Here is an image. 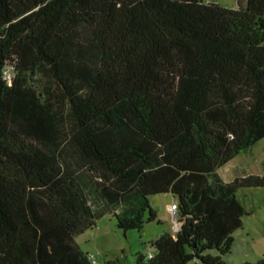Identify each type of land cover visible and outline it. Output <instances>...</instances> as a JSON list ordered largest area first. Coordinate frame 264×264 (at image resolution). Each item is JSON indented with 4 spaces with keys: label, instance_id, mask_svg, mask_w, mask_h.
<instances>
[{
    "label": "trees",
    "instance_id": "trees-1",
    "mask_svg": "<svg viewBox=\"0 0 264 264\" xmlns=\"http://www.w3.org/2000/svg\"><path fill=\"white\" fill-rule=\"evenodd\" d=\"M262 139L264 0H0V264H93L76 238L161 194L136 264H228L264 176L219 170Z\"/></svg>",
    "mask_w": 264,
    "mask_h": 264
},
{
    "label": "rangeland",
    "instance_id": "rangeland-1",
    "mask_svg": "<svg viewBox=\"0 0 264 264\" xmlns=\"http://www.w3.org/2000/svg\"><path fill=\"white\" fill-rule=\"evenodd\" d=\"M207 1L238 7V0ZM219 173L227 183L251 175L264 176V139L221 167ZM238 196L250 214L243 217V228L235 233V242L226 261L228 264H256L264 260V187L241 188ZM149 200L157 217L143 231H129L125 235L115 219L107 215L95 228L76 238L82 250L93 254L99 264H136L140 254L147 255L152 250L151 243L155 239L165 233L175 234L180 226L177 215L171 211L175 201L170 195H155Z\"/></svg>",
    "mask_w": 264,
    "mask_h": 264
},
{
    "label": "built area",
    "instance_id": "built-area-1",
    "mask_svg": "<svg viewBox=\"0 0 264 264\" xmlns=\"http://www.w3.org/2000/svg\"><path fill=\"white\" fill-rule=\"evenodd\" d=\"M176 210H177L176 205L173 204L172 207H171V211L175 214V213H176ZM90 258H91L93 264H99V263L95 260V256H94L93 254H90Z\"/></svg>",
    "mask_w": 264,
    "mask_h": 264
},
{
    "label": "crops",
    "instance_id": "crops-1",
    "mask_svg": "<svg viewBox=\"0 0 264 264\" xmlns=\"http://www.w3.org/2000/svg\"><path fill=\"white\" fill-rule=\"evenodd\" d=\"M174 235V234H173Z\"/></svg>",
    "mask_w": 264,
    "mask_h": 264
}]
</instances>
